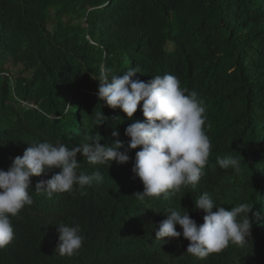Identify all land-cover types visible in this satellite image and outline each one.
Returning a JSON list of instances; mask_svg holds the SVG:
<instances>
[{"label":"trees","instance_id":"1","mask_svg":"<svg viewBox=\"0 0 264 264\" xmlns=\"http://www.w3.org/2000/svg\"><path fill=\"white\" fill-rule=\"evenodd\" d=\"M99 66L110 76L136 68L132 79L144 82L180 72L206 104L203 175L195 189L140 200L131 170L139 148L126 164L90 165L78 154L77 171L99 170L102 180L51 199L31 192L33 204L11 217L14 239L0 264H264V0H0V169L37 141L71 148L99 134L101 145L127 147L125 128L144 119L140 106L128 120L98 101ZM100 113L106 121L96 126ZM227 156L241 159L239 172L217 165ZM58 171L31 177L30 190ZM205 191L228 210L253 205L247 243L199 259L183 236L155 239L169 208L202 224L194 201ZM60 222L81 227L72 256L55 252Z\"/></svg>","mask_w":264,"mask_h":264},{"label":"clouds","instance_id":"2","mask_svg":"<svg viewBox=\"0 0 264 264\" xmlns=\"http://www.w3.org/2000/svg\"><path fill=\"white\" fill-rule=\"evenodd\" d=\"M137 73L136 68H129L122 75L110 76L105 67L99 66L91 77L98 81V101L111 109L118 108L128 120L140 106L144 119L133 121L125 128L124 135L129 138L126 148L119 139L111 146L101 145L99 134H88L83 143L71 148L64 143L37 141L28 144L22 156L15 157L7 170L0 169V249L13 241L11 217L33 204L31 192L51 199L54 193H71L75 188L82 190L102 180L99 170L77 171L78 154L90 165L111 161L126 164L129 151L139 148L131 170L143 185V191L134 194L140 200L159 198L162 194L167 199L182 186L196 188L211 152V140L204 130V99L184 86L180 72L158 74L147 82L133 80ZM97 121L96 126L106 118L100 113ZM113 136L118 137L119 133L113 132ZM216 163L222 169L239 172L241 168V159L233 156L218 159ZM50 169L59 171L50 179L38 182L34 191L30 190V178ZM194 208L204 213L202 224L197 225L180 206L169 208L163 215L166 218L158 226L153 225V230L155 239L161 241L165 237L183 236L189 242L186 253L199 259L221 252L230 244L243 246L251 235L253 218L258 216L252 213L253 205L249 203H241L231 210L217 206L206 191L194 201ZM177 225L182 232L176 230ZM56 231L55 252L72 256L82 248L84 236L79 224L60 222Z\"/></svg>","mask_w":264,"mask_h":264},{"label":"rangeland","instance_id":"3","mask_svg":"<svg viewBox=\"0 0 264 264\" xmlns=\"http://www.w3.org/2000/svg\"><path fill=\"white\" fill-rule=\"evenodd\" d=\"M168 49H169V50L173 49V45H172L171 43H169V45H168Z\"/></svg>","mask_w":264,"mask_h":264}]
</instances>
